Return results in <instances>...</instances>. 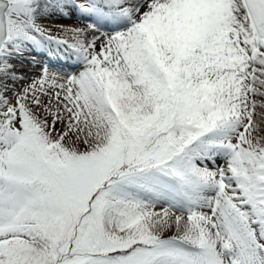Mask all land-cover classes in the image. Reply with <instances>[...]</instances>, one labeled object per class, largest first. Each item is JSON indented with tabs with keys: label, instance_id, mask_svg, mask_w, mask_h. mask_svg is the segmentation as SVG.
Here are the masks:
<instances>
[{
	"label": "snow or ice",
	"instance_id": "obj_1",
	"mask_svg": "<svg viewBox=\"0 0 264 264\" xmlns=\"http://www.w3.org/2000/svg\"><path fill=\"white\" fill-rule=\"evenodd\" d=\"M0 264H264V0H0Z\"/></svg>",
	"mask_w": 264,
	"mask_h": 264
},
{
	"label": "bare ground",
	"instance_id": "obj_2",
	"mask_svg": "<svg viewBox=\"0 0 264 264\" xmlns=\"http://www.w3.org/2000/svg\"><path fill=\"white\" fill-rule=\"evenodd\" d=\"M53 22V21H52ZM55 23L57 24H74L76 23V21L74 20H57ZM39 59H47L46 57H39ZM53 59H55V57H53ZM20 67V65H18ZM66 69H67V65H65ZM30 68V67H28ZM78 71V69H77Z\"/></svg>",
	"mask_w": 264,
	"mask_h": 264
},
{
	"label": "rangeland",
	"instance_id": "obj_3",
	"mask_svg": "<svg viewBox=\"0 0 264 264\" xmlns=\"http://www.w3.org/2000/svg\"><path fill=\"white\" fill-rule=\"evenodd\" d=\"M56 21H53L52 23H55ZM18 66V65H17ZM19 67V66H18ZM24 67L27 69L28 67H30V65H28L27 63H25ZM33 71H38V69H32Z\"/></svg>",
	"mask_w": 264,
	"mask_h": 264
}]
</instances>
